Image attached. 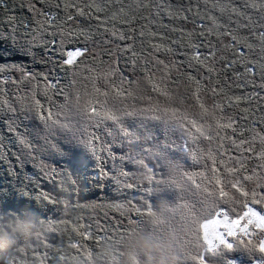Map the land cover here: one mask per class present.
<instances>
[{
  "label": "trees",
  "instance_id": "obj_1",
  "mask_svg": "<svg viewBox=\"0 0 264 264\" xmlns=\"http://www.w3.org/2000/svg\"><path fill=\"white\" fill-rule=\"evenodd\" d=\"M57 2L62 4L59 9L54 6ZM93 2L101 5L104 10L97 13L94 9L85 7ZM214 2L215 0H155V3L164 5L161 15L156 16L154 0H49L46 4H41L39 0H36L37 9L56 15V18L49 24L44 16L29 10V0H4V3L0 4V35L8 36L14 32L17 38L28 39L37 34L38 29L43 25L45 29H48L42 33L43 38L48 41L55 40L58 43L61 31L74 34L84 31L89 33L87 46L96 48V51L89 47V50L76 61L75 65H62V57L55 52L46 53L45 46L35 47L33 54L30 55L13 53L12 41L6 38L0 39V67L21 63L24 70L20 74V79L30 81L26 76H22V73L33 75L34 79L31 81L43 88L35 90L36 98H39L45 110L51 108V111L58 112L67 102L66 97H71L76 86L70 71L72 68L75 69V75L86 68L100 72H111L117 69L129 82V87H126V91L129 92L136 86L132 74L135 73L139 78L151 77L159 71L155 63L156 59L170 61L180 71L174 79H171L172 87L184 84L196 91L195 80L189 77L201 79L199 93L205 95L207 104L214 110L218 109L215 105H221L219 109H222L224 117L216 118L220 123H228V116L235 118V123H233L235 132L230 128L219 130L220 136L225 138V142L221 141V143H226L223 148L220 147V141L215 144L214 140L209 142L202 138L195 143L189 140L185 145L187 138L183 137L178 130L169 129L165 134L164 126L159 122L145 121V123L154 127L156 140L167 145L166 151L170 158L181 165V171L203 172L210 177L212 161L210 162L209 152L216 157L218 162L220 159L218 153H226L224 160L231 167L232 161L228 159V156L234 154L238 157L240 154L236 150L240 153L242 151L232 145V139H235L237 143L240 140L251 142L254 135H264V88L260 87L264 84V73L259 68V64L264 63V51L261 50L260 41L251 34L249 28L238 29L239 35L248 37L247 41L238 45L240 51L244 53L243 56L234 49L226 47L230 43L229 36L217 38L215 33L208 34L207 29L212 26L207 18L210 15L216 16L218 21L230 29H236L235 21L246 22L242 17L231 13V9L222 15L218 8L212 7ZM221 2L231 3L233 7L251 15L256 24L253 30L257 32L264 30L258 27L259 13L246 9L245 0H221ZM65 3L85 8L92 15L80 16L76 12V7L65 9L63 7ZM145 3L148 7L137 6ZM121 8H123L122 12ZM113 13L117 14L115 20L112 19ZM69 14L73 17L71 20L67 19ZM230 15L233 18L232 23H229ZM113 28L118 32L123 31L125 35L132 36L133 39L120 40L118 36L112 35ZM140 31L144 32L143 37L140 36ZM53 32L56 33L55 36L51 34ZM153 32L156 33L155 36L152 35ZM74 39L79 40L80 43L69 44L68 48L84 46V37L76 35ZM247 43L253 44V48L248 49ZM156 44L161 45L159 51L153 48ZM192 44L201 45L202 53H206L209 47L216 51V58L206 61V64L215 66L216 72L208 73L206 67L195 64V62H193L194 67L188 66L194 51ZM126 45H130L137 55L132 56L131 53L124 51ZM51 47L55 49L56 44H52ZM166 48H171L172 51H165ZM231 60L237 63L232 67H226L227 62ZM249 60L256 62L254 74L245 73V66H253L248 63ZM46 73L50 74L49 78L53 83L58 81L55 87L47 86L44 80ZM123 85L117 80L110 87L113 89ZM213 89L216 91L214 92ZM253 92L258 93V96L251 100H241L237 103L234 99L236 96L250 95ZM118 99L113 104L115 107L142 111L145 115L163 114L165 111L171 115L175 111L178 117L188 113L189 119L194 118L190 112L192 110L187 108L184 112L180 111L177 104L160 106L154 102L142 104L133 95L126 99L123 97ZM230 100L231 105H229ZM23 115L17 112L15 116L18 134H24L36 143L29 121L31 119L25 120ZM10 116L9 113H0V214L8 212V216H12V209L20 213L22 210H30L46 223L50 222L55 230L42 233L39 239L21 241L13 248L0 251V264H76L79 257L74 260L71 257L79 254L76 249L70 247V243L80 238L72 231L73 224L90 226L94 234L111 237L114 240L136 226L129 223V220H136L141 224L147 220L146 215L141 218L135 211H129V202L131 206L146 211L145 200L153 204L154 208L165 203L164 199L174 200L171 196L157 199L147 194L146 189L151 188L152 185H148L143 180H137L135 187L127 188L122 181L114 179L111 172L108 176H100L99 168L107 170L113 169L114 165L117 169L121 166L119 160L109 159L106 152L102 164L89 155L86 169L79 165L82 155L80 150H73L72 152H75L73 157L58 156L52 158L49 164L40 166L26 161L22 147L16 142V135L7 130V121ZM136 119L139 121L143 117ZM256 142H254L255 145L259 144L258 138ZM104 146L106 148L108 145ZM113 151L119 155L121 152L128 151V145L125 144L121 148L117 143ZM193 153L196 154L195 160L192 159ZM244 155L253 157L248 160L249 169L260 163L251 153L246 152ZM155 163V161L150 162L151 165ZM156 171L162 174L164 170L157 168ZM194 179L200 182L202 177L194 176ZM254 186L255 179L247 182L249 189ZM174 202L183 203L180 200ZM237 211L241 210L237 208ZM104 228L108 231L101 230ZM229 239L232 240V238ZM101 244H96L92 239L84 241L85 248L91 249L94 253ZM227 255L229 258L240 259L241 264H247V258H241L239 253H227Z\"/></svg>",
  "mask_w": 264,
  "mask_h": 264
},
{
  "label": "snow or ice",
  "instance_id": "obj_2",
  "mask_svg": "<svg viewBox=\"0 0 264 264\" xmlns=\"http://www.w3.org/2000/svg\"><path fill=\"white\" fill-rule=\"evenodd\" d=\"M48 2L49 0H39L41 4ZM3 3L4 0H0V4ZM35 5L36 0H29V10L44 16L45 21L51 24L56 15L52 12L37 9ZM54 6L59 9L62 4L57 2ZM137 6L148 7V4H138ZM63 7L65 9L76 7V12L80 16L92 15L85 8H79L74 4L65 3ZM85 7L94 9L97 13L104 10L101 5L94 2ZM154 7L156 16H160L164 5L155 3L154 0ZM212 7L218 8L222 15L228 9H231V13L242 17L246 22L235 21L236 29H230L218 21L216 16L210 15L207 18L211 21L212 26L207 29L208 34L215 33L217 38L229 36L230 43L226 47L234 49L243 56L244 53L240 51L238 45H242L248 37L239 35L238 29L241 27L249 28L251 34L260 41L261 50L264 51V30L258 32L253 30L256 24L253 22L251 15L233 7L231 3H222L221 0H215ZM244 7L259 13L258 27L264 29V0H245ZM120 11L122 12L123 8ZM72 18L71 14L67 16L68 20ZM116 18L117 14L113 13L112 19L115 20ZM228 19L229 23H232L233 18L231 15ZM124 22L127 23V21ZM221 29L223 30L221 31ZM46 31L48 29L41 25L37 34L28 39L17 38L14 32L8 36H0V39H11L16 51L23 55L32 54L37 46H45L44 51L46 53L55 52L62 57V65L69 66L75 65L76 58L83 56L88 51L89 33L80 31L78 34H74L61 31L59 33L61 39L57 43L55 40L48 41L43 38L42 33ZM51 34L56 35L54 32ZM139 34L141 37L144 36L143 31H140ZM76 35L84 37V46L67 48L66 45L80 43L79 40L74 39ZM112 35L118 36L120 40L133 39L132 36L125 35L123 31L118 32L115 28L112 30ZM152 35L155 36L156 33L153 32ZM201 35H204V33H201ZM52 44H56L55 49L51 47ZM246 46L248 49L253 48L251 43H247ZM191 47L194 51L188 66L194 67L195 64H199L206 67L208 73L216 72L213 64H206V61L216 58V51L209 47L206 53H202L199 44H192ZM153 48L155 51H159L161 45H153ZM124 51L131 53L132 56L137 55L130 45H126ZM165 51L171 52L172 49L166 48ZM155 63L167 67L163 60L156 59ZM236 63L235 60L228 61L226 67H232ZM248 63L253 66H245V73L254 74L256 62L249 60ZM259 68L264 73V63H260ZM4 71L5 69L0 67V74ZM70 71L74 82L75 69L72 68ZM22 76H26L29 80L34 79L31 74L22 73ZM49 76V73L44 75L47 86L55 87L58 81L53 83ZM189 78L195 80L197 89L189 95L188 99H194L201 109L199 112L191 113L194 117L191 119H189L188 113H185L182 117H178L175 111L171 115L166 111L163 114L145 115L142 111H130L117 108L115 105L110 106L107 103L101 111H97L94 107L89 108L88 103H81L79 97L75 101L66 97L67 102L59 109L55 119L53 113L50 110L46 111L41 102L36 99L17 108L13 102L5 98L0 100V113L11 114L7 121V130L16 135V142L27 150L29 155H32L35 151L43 152L46 149L49 151L55 149L57 152H65V149H67L66 154L68 155H71L73 150H80L82 155L79 159V165L86 169L89 155L102 164L106 152L109 159L119 160L121 166L118 169L115 165L113 169L99 168L98 173L100 176H108L111 172L112 177L122 181L127 188H133L136 186L137 180H143L148 185H152L151 188L146 189L147 194L153 195L157 199L174 197L173 201L164 199L165 211L169 214L167 216L163 213L158 214L157 207L154 208V205L147 203L146 200L144 201L146 211L131 206V202H129V211H135L141 218L147 216V220L143 224L136 220H129V223L136 225L137 228L144 225L145 230L157 235L163 233L165 227L172 230L179 228L178 242L184 249L182 264H187L189 261L191 264H241L240 259L229 258L227 253H239L241 258H247V264H264V135H254L251 142L240 140L237 143L235 139H232V145L242 149V151L238 157L228 156V159L232 161L231 167L224 160L226 153H218L220 156L218 162L216 157L209 152V158L212 161V175L209 177L203 172L189 173L181 171V165L170 158L166 151L167 145L156 140L154 127L145 123V121L159 122L164 126L165 134L169 129L172 131L178 130L183 137L187 138L185 145L189 140L195 143L201 138L209 142L214 138L220 139L219 130L221 128H230L235 132L233 128L235 118L232 116H228L229 122L226 124L220 123L213 116V119L216 120L215 128L211 123H208V110L197 94L201 79L191 76ZM9 83L16 84L19 88L23 81L5 79L0 84V96L7 97L5 86ZM260 87L264 88V84H261ZM213 91L215 92L216 89H213ZM256 96H258V93L253 92L250 95L236 96L234 99L239 103L241 100H251ZM229 105H231V100ZM215 107L221 108V105L217 104ZM18 111L24 114L23 119H36L40 122L41 127L34 129V140H43L42 145L29 140L24 134H18V124L15 118ZM137 117H143V119L137 121ZM90 129L91 131H89ZM58 135L60 139H54ZM104 137L110 139H104ZM257 138L260 144L258 152H256L254 144ZM98 142L101 145L99 148L97 147ZM117 143L121 148L127 144L128 151L117 155L113 151V147ZM105 144L108 145L106 148L104 147ZM220 147L223 148L224 145L221 143ZM246 152L254 153L255 158L260 163L249 169L247 166L248 160L253 157H245L244 153ZM192 159H196L195 153L192 154ZM151 161H155V165H151ZM157 168L163 169V173H158ZM194 176H200L202 180L198 182L194 179ZM254 179L255 186L249 189L247 182ZM175 200L183 201V203H175ZM237 208L241 211L238 212ZM11 213L17 215L20 214V211L12 209ZM4 214L8 215L9 213L4 212ZM61 222L65 223L64 221ZM47 225L46 232L55 230L50 222ZM101 230L108 231L106 228ZM72 231L80 238L70 243V247L76 249L79 254L71 257L73 260L81 256L91 259L94 252L85 248L84 241L92 239L99 245L102 241L111 239V237L94 234L90 230V226L86 227L83 224H73ZM40 236H38V239ZM229 238H232V240L230 241Z\"/></svg>",
  "mask_w": 264,
  "mask_h": 264
},
{
  "label": "rangeland",
  "instance_id": "obj_3",
  "mask_svg": "<svg viewBox=\"0 0 264 264\" xmlns=\"http://www.w3.org/2000/svg\"><path fill=\"white\" fill-rule=\"evenodd\" d=\"M73 47H78V46H73ZM89 47L90 46H87L88 50ZM90 49L91 50L94 49V51H96V48L90 47ZM13 50H14L13 53L17 52L14 45H13ZM81 57H77L76 61H78ZM164 62L165 65H167V67H165L164 65H157L159 71L154 73L153 76L151 77L147 76V77L139 78L136 77L135 73L132 74V78L135 79L136 86L133 89H130L129 92L126 91V87L127 88L129 87V82L125 80L126 77L124 76V74L119 72V70L116 69L115 71L111 70V72H100L89 68L83 69L79 73L77 72V75H75L76 86L74 87L73 93L71 94V97L69 99L75 101L77 97H79L81 103H88L89 105L91 104L90 106L92 108L94 107L96 108L97 111H101L105 103H107L108 105H113L116 101L119 100L118 99L119 97H123V99H126L128 98V96L133 95V97L138 98L139 103L142 104H146V103L148 104L151 102H154V104L159 106L164 104L165 105L177 104L179 110L183 112L187 108L192 110L190 111L192 113L201 111L199 105L196 103L194 99H188L189 95L192 92H195L193 89H191L188 86H185L184 84L178 87H172L170 81L171 79H174V76L179 74L180 71L175 66H173V64L170 61L167 60ZM3 68L5 69V71L4 73L0 74V84H2L5 79L21 81L20 74L24 70V67L21 63L20 65L8 64ZM117 80L122 82L124 85L112 89L110 85L111 84L114 85V82ZM38 88L43 89L42 87L39 86V84H36L31 80L23 81V83L19 85V88L17 87L16 84L9 83L5 86L7 97L0 96V100L7 98L11 102H13L17 106V108H19L22 104L32 102L33 99L39 100V98H36L37 96L35 95V90ZM197 94L201 97V102L205 105V108L208 110V118H207L208 123H211L214 128V122H216L217 119L214 120L213 116H215V118L218 119H221L224 116L219 108L214 110L213 107L207 104L204 94H200L199 92ZM47 110L51 111V108H47L46 111ZM51 112L53 113V118L55 119L57 112H53V111ZM29 121L33 129L32 133L34 134V129L41 127L40 122L36 119H31ZM89 131H91V129ZM41 134L43 135V133ZM223 137L224 136L221 135L220 139L214 138L213 143L216 144L218 141H220V143L221 141L225 142L224 141L225 138ZM54 139L59 140L60 136L58 135ZM104 139H108V138L104 137ZM36 143L42 145L44 142L43 140H36ZM222 144L224 145L226 143H222ZM100 146H101L100 142H98L97 147L99 148ZM255 148H256V152L259 151L260 144L255 145ZM22 152L24 155L23 157H25L26 161L34 162L38 166L44 165L46 163L49 164L50 162H52V158L58 156H61L63 158L73 157L75 153L72 152L71 155H68L66 154L67 149H65V152H57L55 149L49 151L46 149L43 152L35 151L33 152L32 155H29L28 151L23 148H22ZM236 152L240 154L239 151L236 150ZM251 154L252 156H255L254 153ZM230 155L235 157L234 154H230Z\"/></svg>",
  "mask_w": 264,
  "mask_h": 264
},
{
  "label": "clouds",
  "instance_id": "obj_4",
  "mask_svg": "<svg viewBox=\"0 0 264 264\" xmlns=\"http://www.w3.org/2000/svg\"><path fill=\"white\" fill-rule=\"evenodd\" d=\"M166 205L157 206L158 214L169 215ZM47 223L36 213L22 210L20 214H0V251L17 246L21 241L38 238L47 230ZM179 228L165 227L161 234L133 227L117 239L104 240L91 259L79 257L76 264H182Z\"/></svg>",
  "mask_w": 264,
  "mask_h": 264
}]
</instances>
